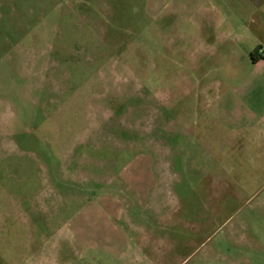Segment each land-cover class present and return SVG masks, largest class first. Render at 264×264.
Listing matches in <instances>:
<instances>
[{
	"label": "rangeland",
	"instance_id": "obj_1",
	"mask_svg": "<svg viewBox=\"0 0 264 264\" xmlns=\"http://www.w3.org/2000/svg\"><path fill=\"white\" fill-rule=\"evenodd\" d=\"M187 2L0 0V264L42 251L62 264H117V252L151 227L171 240V264H264V140L226 144L222 129L215 153L205 135L197 146L191 133L171 145V132L190 125L164 123L166 111L203 110L185 82L199 76L186 64L196 26ZM253 6L264 14V0ZM246 14L236 23H264ZM137 165L156 171V214L127 209L120 222L108 214L119 227L104 225V236L98 215L79 226ZM212 169L234 172L235 190L200 195ZM83 234L91 241H76Z\"/></svg>",
	"mask_w": 264,
	"mask_h": 264
},
{
	"label": "crops",
	"instance_id": "obj_2",
	"mask_svg": "<svg viewBox=\"0 0 264 264\" xmlns=\"http://www.w3.org/2000/svg\"><path fill=\"white\" fill-rule=\"evenodd\" d=\"M187 1L186 10L192 13L191 17L195 18L193 23L196 26L188 36L186 64L196 66L199 76L189 75L185 82L188 83V95L191 96L195 88L192 102L197 107H203V110L182 108L177 112V118H169L170 112L166 111L163 118L165 125L176 123L190 125L187 131L182 128V131L171 132V145L174 142L179 143L180 138L191 133L195 136L196 142L206 136L207 144L214 146L213 151L218 153L219 131L222 129L230 131L225 139L226 144L241 139L264 140V129L260 127L264 125V59L260 58L258 53L259 50L264 51V23L249 20L237 24L235 21L238 16H246L247 11L250 16L258 14V17H264L263 13H258L260 9H252L253 3L259 0H246L244 3L248 1V6L244 3L241 6L231 5L229 0H216L202 4L197 2L194 7L191 6L194 0ZM151 118L152 125H156V109L152 111ZM197 123L207 125L206 128L204 127L205 130L196 125ZM191 125L196 126L195 130ZM205 131H208L207 134ZM193 144L197 146L198 142ZM172 153L171 161L177 155ZM137 166L139 170L135 173L122 174V178L126 179L124 180L126 187L122 186L119 191L107 194L102 198L103 202L92 204L79 220V226H91V217L98 215L102 218L104 236V225L111 226L114 231L118 230L114 227H119L118 223L106 219L108 214L112 220L115 218L119 222L127 209L133 212L147 209L156 214L157 196L161 190L156 171ZM233 174L221 176L214 169L205 172L202 177L209 181L199 194L215 198L221 192L235 190ZM251 179L255 184L253 187H257L256 178L251 176ZM197 182L199 184L200 180L198 179ZM221 182L224 184L223 187L220 186ZM171 185L172 182L169 184L164 181V187L168 188ZM125 194L128 195L127 198ZM167 204V201L162 200L160 208H167ZM151 225H153L151 221L144 222L145 228ZM151 229L152 227L146 228L145 234L140 239L134 235L133 240L137 241L134 247L117 252V264H171L172 251L169 243L171 240L167 236L156 234ZM92 236L83 234L76 241L88 242L91 241ZM21 254L22 264H62L55 252H21Z\"/></svg>",
	"mask_w": 264,
	"mask_h": 264
},
{
	"label": "built area",
	"instance_id": "obj_3",
	"mask_svg": "<svg viewBox=\"0 0 264 264\" xmlns=\"http://www.w3.org/2000/svg\"><path fill=\"white\" fill-rule=\"evenodd\" d=\"M258 53H259L260 58L264 59V51L259 50Z\"/></svg>",
	"mask_w": 264,
	"mask_h": 264
},
{
	"label": "trees",
	"instance_id": "obj_4",
	"mask_svg": "<svg viewBox=\"0 0 264 264\" xmlns=\"http://www.w3.org/2000/svg\"><path fill=\"white\" fill-rule=\"evenodd\" d=\"M251 58L253 59V55H251Z\"/></svg>",
	"mask_w": 264,
	"mask_h": 264
}]
</instances>
